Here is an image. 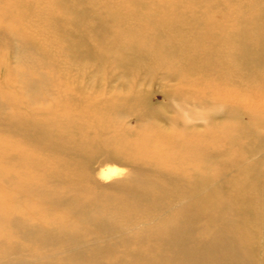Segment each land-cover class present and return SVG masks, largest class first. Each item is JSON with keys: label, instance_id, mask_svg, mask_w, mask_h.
Wrapping results in <instances>:
<instances>
[{"label": "bare ground", "instance_id": "bare-ground-1", "mask_svg": "<svg viewBox=\"0 0 264 264\" xmlns=\"http://www.w3.org/2000/svg\"><path fill=\"white\" fill-rule=\"evenodd\" d=\"M0 49V264H264V0H0Z\"/></svg>", "mask_w": 264, "mask_h": 264}, {"label": "rangeland", "instance_id": "rangeland-1", "mask_svg": "<svg viewBox=\"0 0 264 264\" xmlns=\"http://www.w3.org/2000/svg\"><path fill=\"white\" fill-rule=\"evenodd\" d=\"M10 78L12 80V79H14L16 77L12 76ZM148 89L150 90V94H151V96H150L151 102L156 103V104L164 103L165 99H164V95L162 93L163 90L158 85L149 86ZM223 122L224 121H222L219 125L223 124ZM217 129L221 130L222 126H218ZM201 130L204 131V129H201ZM145 134H146V132H145Z\"/></svg>", "mask_w": 264, "mask_h": 264}]
</instances>
